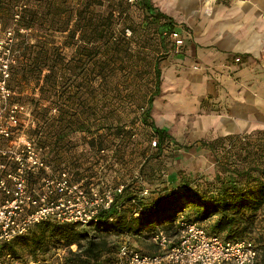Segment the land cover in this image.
Listing matches in <instances>:
<instances>
[{
  "label": "trees",
  "instance_id": "1",
  "mask_svg": "<svg viewBox=\"0 0 264 264\" xmlns=\"http://www.w3.org/2000/svg\"><path fill=\"white\" fill-rule=\"evenodd\" d=\"M17 2L0 0L2 24L11 23L18 15L19 25L34 27L38 34L33 43H28L18 33L16 48L20 51L17 63L11 66L12 75L19 85L31 84L41 95L54 97L59 115L48 119V109L41 110L48 125L46 133L54 144L74 132L86 136L105 128L109 133L121 134L123 123L119 122L121 118L116 116V109L103 108L110 74L123 65V52L131 55L125 28L131 26V33L137 29L127 20L128 9L132 7L142 12L145 21L142 24L146 28L153 26L163 48L174 47L167 34L174 29V22L155 10L148 0L133 4L127 0H25V6L16 11L13 7ZM118 25L122 27L119 29ZM55 33L62 37L59 43ZM66 48L71 50L69 54ZM158 61L153 63L152 88L143 96L146 106L142 121L149 122L158 136L159 152L165 135L154 126L150 115L153 98L159 92ZM119 96H114L113 105L123 99ZM127 98L130 99V95ZM100 135L98 133L97 138ZM251 135H244L243 142L240 141L243 155L238 156L245 165L228 162L222 168L223 175L216 172L213 179L202 181L188 179L178 170V183L173 187L156 186L147 195H141L139 185L128 184L113 205L101 210L89 224L47 219L4 243L0 253H10L20 259L17 256L20 246H27L35 255L37 250L45 252L50 246L64 245L68 251L61 264H120L117 253L119 245L127 241L125 237L135 238L139 247L127 242L141 253L162 252L163 249L149 239L148 245L152 248L145 251L141 237L146 238L144 232L150 235L160 227L174 233L176 220L182 216L196 222L213 218L205 226L201 225L225 240L250 241L264 264V131H258L255 140ZM123 136H126L125 131ZM93 138H89V146L100 148L101 141L95 143ZM110 234L121 238L110 240ZM71 244H76V250L69 248Z\"/></svg>",
  "mask_w": 264,
  "mask_h": 264
},
{
  "label": "crops",
  "instance_id": "2",
  "mask_svg": "<svg viewBox=\"0 0 264 264\" xmlns=\"http://www.w3.org/2000/svg\"><path fill=\"white\" fill-rule=\"evenodd\" d=\"M148 1L184 39L158 58L159 155L174 172L207 173L219 147L264 131V0Z\"/></svg>",
  "mask_w": 264,
  "mask_h": 264
},
{
  "label": "rangeland",
  "instance_id": "3",
  "mask_svg": "<svg viewBox=\"0 0 264 264\" xmlns=\"http://www.w3.org/2000/svg\"><path fill=\"white\" fill-rule=\"evenodd\" d=\"M14 8L20 11L24 7L25 0H18ZM128 22L133 25L137 31L132 32L127 38L130 40L131 55L128 56L123 52V65L117 66L115 72L110 74L108 78V91L105 97L104 110L116 109V116L120 117L119 122L123 123L121 134H113L102 128L98 132H91L84 136L81 132H74L66 136L57 145L54 144L46 133L48 125L42 117L41 110L48 109L47 118H53L59 115V109L55 104L54 97L47 98L41 95L39 90L33 88L31 84L22 85L14 79L11 66L17 63V56L20 51L16 45L19 40V35H22L28 43L35 41V35L38 34L34 27H25L18 24V15H15L11 23L3 25L0 18V45L1 48L10 47L9 60V79L7 85L14 91V94L8 99L9 102H18L24 106L21 123L22 127H15L13 136H24L30 139L37 147H41L42 153L45 155L48 164L52 170L67 169L73 177L84 179L87 184H100L101 187L115 186L119 183L139 185L141 190L147 188L150 190L159 185H167L173 187L178 183V177L174 168L166 158L160 157L157 147L152 146L151 141L158 136L151 128L149 122L142 121V112L146 106L144 93L152 88L153 81V63L156 59L167 54L166 50L160 46L158 36L153 31V26L147 28L142 24L144 18L142 12L135 8L128 9ZM128 26V25H126ZM118 25L117 28H121ZM130 27L131 30L132 27ZM11 29L13 32L12 41L9 43L6 39V31ZM57 43L62 40L59 33H55ZM172 49V48H170ZM2 50V49H1ZM68 54L70 49L66 48ZM123 97L121 101H117L113 105L115 95ZM130 95V99L127 98ZM130 100V102H128ZM0 102V108L3 106ZM7 113H0V119L4 121ZM17 128V129H16ZM125 131L126 136H123ZM100 133V138L98 136ZM95 137L94 142L99 140L102 145L89 146V138ZM250 137H253L252 134ZM245 136L241 135L235 138L228 146L219 147L215 153V166L207 173L195 172L189 174L183 171L184 177L188 179L204 180L205 178L213 179L214 173L223 175L222 168L231 162V164L245 165L243 160H240L239 153L242 140ZM255 140V139H254ZM242 141V142H240ZM240 155H243L241 153ZM172 172V173H171ZM174 172V173H173ZM213 218L206 221H197L204 226L210 223ZM145 237H141V247L147 251L152 247L149 243V233L144 232ZM110 240L121 238L110 234ZM132 245L136 243L135 238L125 237ZM68 248L64 245L50 246L45 252L37 250L35 255H32L27 246L18 247V257L26 262H38L49 259L54 264H61L64 255Z\"/></svg>",
  "mask_w": 264,
  "mask_h": 264
},
{
  "label": "built area",
  "instance_id": "4",
  "mask_svg": "<svg viewBox=\"0 0 264 264\" xmlns=\"http://www.w3.org/2000/svg\"><path fill=\"white\" fill-rule=\"evenodd\" d=\"M136 3L138 0H127ZM127 35L130 28H125ZM174 49L184 44L177 29L168 31ZM13 32L6 31V39L12 41ZM2 49V50H1ZM10 47L0 45V113H7L0 119V249L4 243L23 235L44 220L52 219L62 223L87 225L96 219L101 210L109 209L117 195L126 186L101 187L100 184L74 180L67 169L52 170L41 147L26 137L13 136L15 127H22L24 106L9 102L14 91L7 85L9 79ZM236 61L240 57H235ZM199 69L198 64L193 65ZM16 128V129H17ZM158 146V139L151 141ZM144 188L141 195H147ZM162 252L141 253L129 246L127 241L118 248L120 264H262L258 249L248 240H225L211 234L196 221H187L182 216L176 220L175 232L158 228L149 235ZM70 249L76 250V244ZM0 264H54L49 259L25 262L10 253H0Z\"/></svg>",
  "mask_w": 264,
  "mask_h": 264
}]
</instances>
